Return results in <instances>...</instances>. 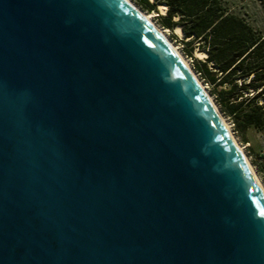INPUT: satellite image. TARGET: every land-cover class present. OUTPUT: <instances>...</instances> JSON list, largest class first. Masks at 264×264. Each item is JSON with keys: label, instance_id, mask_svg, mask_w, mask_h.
<instances>
[{"label": "water", "instance_id": "obj_1", "mask_svg": "<svg viewBox=\"0 0 264 264\" xmlns=\"http://www.w3.org/2000/svg\"><path fill=\"white\" fill-rule=\"evenodd\" d=\"M215 105L128 0H0V264H264Z\"/></svg>", "mask_w": 264, "mask_h": 264}, {"label": "trees", "instance_id": "obj_2", "mask_svg": "<svg viewBox=\"0 0 264 264\" xmlns=\"http://www.w3.org/2000/svg\"><path fill=\"white\" fill-rule=\"evenodd\" d=\"M133 1L158 13L164 28H181L184 51L211 87L220 111L240 129L264 131V31L230 11L224 0ZM160 4L167 6L164 14H159ZM194 49L206 57H193ZM259 158L264 160V154ZM255 165L264 182V163Z\"/></svg>", "mask_w": 264, "mask_h": 264}, {"label": "rangeland", "instance_id": "obj_3", "mask_svg": "<svg viewBox=\"0 0 264 264\" xmlns=\"http://www.w3.org/2000/svg\"><path fill=\"white\" fill-rule=\"evenodd\" d=\"M131 1L144 13H149L152 16L153 21L165 31L169 40L178 48L183 57L188 61L193 72L197 75L202 84H204L212 100L218 106L214 95L211 93V87H209L196 73L193 68V58L188 56L184 51V43L181 41V39H184L183 32L181 31V33H178L174 28H164L158 21V13L148 12L133 0ZM224 2L230 11L244 16L254 28L264 31V0H224ZM158 11L159 14H164L159 10V8ZM197 52L198 50L194 49L193 57H204V55H199ZM220 112L226 119L235 139L243 148L244 153L249 159V162L252 164L256 174L264 185L263 179L255 165V163L259 162L264 163V160L262 158H259L260 155L264 154V131L258 130L252 126L240 129L236 126V124H234L233 119L231 117L225 115L222 111Z\"/></svg>", "mask_w": 264, "mask_h": 264}, {"label": "bare ground", "instance_id": "obj_4", "mask_svg": "<svg viewBox=\"0 0 264 264\" xmlns=\"http://www.w3.org/2000/svg\"><path fill=\"white\" fill-rule=\"evenodd\" d=\"M128 1H129V2H130V3H131V4H132V5H133V6H134V7H135V8H136V9H137L142 15H143V16H145V17H146V18H147V19L153 24V26L159 31V33H160V34L164 37V39H165V40L171 45V47L179 53V55L182 57V59L185 61V63L188 65V67H189V68L191 69V71L193 72V70H192L190 64L188 63V61L183 57V55L180 53V51L178 50V48H177V47H176V46H175V45L169 40V38H168L167 34L165 33V31L153 21L152 16H151L149 13H144L142 10H140V9H139V8H138V7H137V6H136L131 0H128ZM158 8H159V10H160L161 12L165 13L167 6L164 5V4H160V5H158ZM174 29L176 30V32L181 33V28H180L179 26H176ZM197 53H198L199 55H204V56L206 55L204 52H199V51H198ZM193 73H194V72H193ZM194 75H195L196 78L198 79V81H199V83L201 84V86H202L204 92L206 93V95L209 97V99L212 100V98H211L210 94L208 93V91L206 90L204 84H202V82L200 81V79L197 77V75H196L195 73H194ZM212 102L214 103L213 100H212ZM214 105H215V103H214ZM215 106H216V105H215ZM218 113H219V116H220V118L222 119L224 125L226 126L228 132L230 133L232 139L234 140L236 146L238 147L240 153L242 154L244 160L246 161V163H247L248 166L250 167L252 173H253L254 176L256 177L258 183L260 184V187H261V189H262V191H263V194H264V185L262 184L260 178H259L258 175L256 174V172H255V170H254L252 164L249 162V159H248V157L246 156V154L244 153L243 148L241 147V145H240V144L237 142V140L235 139V137H234V135H233V133H232V131H231V129H230V126L228 125V123H227L226 119L224 118V116L221 114V112L218 111Z\"/></svg>", "mask_w": 264, "mask_h": 264}]
</instances>
